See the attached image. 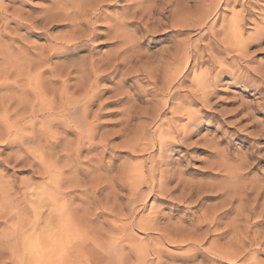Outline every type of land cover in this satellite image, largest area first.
Wrapping results in <instances>:
<instances>
[{
  "label": "rangeland",
  "instance_id": "obj_1",
  "mask_svg": "<svg viewBox=\"0 0 264 264\" xmlns=\"http://www.w3.org/2000/svg\"><path fill=\"white\" fill-rule=\"evenodd\" d=\"M70 1L73 2L75 0ZM162 1L164 6L161 4L163 3ZM176 1L160 0V7L164 9V16L156 15L157 20L161 17L160 27L152 24L148 26L147 22H144V20L147 21V18H140L138 13L136 17L140 18V21L135 18V23L127 28L129 31L126 29V41H132L126 46L133 51L137 50L124 54L123 66H120L118 73H115L116 75L109 74V78L99 84L101 110L98 104L93 108V113L100 115L98 124L100 126L95 140L99 143V147L92 153L88 154L85 151L82 154V159H85V161H87V156H98L101 159V169L97 171L95 176H92V174L80 177L88 182L97 176L101 180L103 179L105 190L101 194L99 192L100 196L98 194V198H102L104 202L106 200L104 195L107 196L109 193L118 195L119 203H122L124 205V207L122 206L123 209L127 211L125 215L129 214L122 221H119L118 224L125 226L133 222L132 226L135 228L131 233L133 240H125V244L122 243L127 247L125 248L126 251H129L134 245H140L143 242V244H149L148 246L152 250L154 248L157 250L161 249V260L167 264H264V0H238L235 5L231 4L229 6H224L222 2L218 7L220 19L214 26L212 23L217 17H211L212 19H209L207 26H203L204 28H171V11L175 8ZM218 1L186 0L185 2L194 18L198 19L197 15L200 16L203 10L207 9L206 7L213 5V3L216 4ZM53 2L54 0H3V4L8 7L10 15H8L9 29L7 30L9 33L8 36L2 37L0 44L12 43L11 38H17L18 40L14 46L18 49H21L19 45L22 46V52L26 50L25 47L35 52L38 49L49 50L58 46V54L54 55L52 66L55 65L54 63L58 65L61 63L67 65L80 64L79 66L87 65L92 57L105 58L118 50L116 39L112 40L110 39L111 37H108L112 36L111 34L114 31L106 34L107 25H110L111 21L119 17L129 19L125 15H130L141 0H110L106 4L104 3L102 5V16L108 17L107 21L109 22H106V17H103L104 21L101 20V23H98L100 25L98 31H104L103 34L108 35L107 38L105 34H102V37L95 41L85 42V46L79 47V51H75L76 47L74 45H70L69 50H66L59 43L63 38H67L72 34L73 27L71 20L68 21L67 16L65 17L61 14L53 15L54 20L51 21L53 18L49 20L48 15L50 17L51 12H54L53 10L50 12V9H55L52 7L56 6L59 0L55 1L57 4L54 2L55 5H53ZM14 13H18L17 15L23 19L28 18L32 22L35 19L39 21L33 23L36 28L28 30L23 27L15 32L16 21L12 19ZM59 18L63 19V21ZM235 20L239 22L240 26L238 29L233 30V22ZM130 21L132 20L130 19ZM212 27L213 29L209 30ZM224 29L225 32H222ZM2 30L3 27L0 24V35H2ZM214 31H220L221 38L224 41L223 44L225 45L215 44L216 46L213 45L215 48H212L214 51L210 50L207 52L205 46L210 43L209 40ZM129 37L130 39H128ZM182 43L184 45L187 44L188 55H186V63L172 66L168 69L169 72L167 70L170 74L177 75L180 73L171 90V95L174 96L172 98V96L170 97L168 93L163 91L167 80L163 69L159 68V63L166 57L168 51L174 53L177 50V46L179 47V44ZM126 46H124L125 49L127 48ZM90 48H94L92 53L89 51ZM226 49L228 50L226 51ZM131 55L134 57L133 60L131 59L132 61L130 60ZM211 55L212 57H209ZM127 58H129L130 62H127ZM146 71L152 72V78L147 76ZM154 81L156 83H153ZM103 85L105 88L102 87ZM117 91L118 93H115ZM203 91L206 92L207 96L205 102L204 100H197L194 105L190 106L187 104V106L185 104L184 107L189 108L186 109L187 112L172 114V103L174 105L183 102L187 103L192 98L193 93L201 96ZM188 112H191L192 115H188ZM189 118H192L193 122ZM161 131L163 139L165 138L164 140L172 144L170 148H165L163 152L157 143V134ZM68 138V140L71 138L70 141L72 139L73 141L76 140L74 135H69ZM8 143L7 140L0 142V207L15 203V206L20 207V211L21 208H25V211L23 212L22 210L21 215H19L25 221L30 219L29 226L31 227L35 220L32 212V207L34 208V206H31L32 200L35 198L31 196L34 194L32 189L35 188L38 192H41V189L39 190L38 188L47 183V179H43L38 174H33L30 172L29 166H25L23 163L17 165L18 163L15 162L16 164H14L13 160L15 158L13 157L18 155V147ZM153 143L155 148L152 150L150 148L147 150L142 149L146 144L151 145ZM139 150L142 151L140 152ZM59 155L64 156L61 153ZM31 158L29 159L30 161L32 160ZM152 163L157 165V180L160 179V171L162 170L166 172L165 176L169 175L168 177L170 178L174 176L173 181L168 184V189H172L177 184L195 186L198 189L200 187L203 192L200 196L202 198L201 202L199 204L196 202L198 206L194 202L199 198L193 199L192 203L187 202L182 205L177 204L170 198L166 199L163 195L149 194L150 184L144 182H148L150 179ZM84 164L83 168L87 169L86 166L88 164ZM226 167H230L237 173L235 174L236 180L229 178ZM134 181H137L136 184ZM141 182L144 184L141 185ZM228 184L230 186L233 185V188L236 184L237 186L234 190L238 192V196H236L237 192H235L234 199L229 206L225 197L229 190ZM10 185L15 186L13 192ZM131 185L136 187L138 189L136 191H139L141 195L137 198L136 204L134 203L135 206L133 204V208L132 205H129L130 189H133ZM27 186L32 187L30 190H26ZM225 186L228 188L225 189ZM82 190H74L73 195H76V206H80L79 204L82 202L86 203L87 199L84 198H87L88 195H85V192H81ZM80 193H83L82 198ZM179 194L180 191H177L172 197ZM112 195L110 196L113 198L114 196ZM111 197L110 199H112ZM142 197L147 198L143 201ZM29 202L31 203L29 204ZM110 203H112V200ZM43 209L45 211V208L39 210L41 212L40 216L44 215V213L45 215L50 213L47 207V213L46 211L42 213ZM134 209L137 211L135 212ZM206 210H209L210 213L213 210L218 211L217 215L220 216V225L218 224L210 229L209 241H205L204 246L202 243V248L196 247L192 249L191 246L182 244H161L158 241V234L154 233V231L153 233L149 231V235L148 232H142L136 227L138 220L145 221L148 218H152L151 216H154V212L157 211L165 216L161 223L170 221V223L174 224L176 221L179 222L182 219H186L184 224L187 228H191L190 219H193L195 215V221L196 219L200 220L201 218L199 217ZM133 211L135 216L132 214ZM240 214L241 216H239ZM45 215L44 219L46 218ZM129 216H132L134 220ZM43 218L41 219L42 221L40 220V226L45 225ZM101 218L99 217L98 219L99 224L96 222L98 226L107 219L106 222L108 224H112L111 222L115 221L113 217L109 216L106 219L104 218L105 220L103 218L101 220ZM10 220L8 223L12 225L5 224L4 220L0 219V239L3 236L10 237L14 235L15 226L13 225L17 221ZM38 223L39 221L36 223V226H38L36 232L31 231L32 235L29 234L34 238L38 237L39 230H42ZM233 225L236 226V233ZM203 230H206V227ZM114 233L116 234L114 237H118V234ZM119 237L121 236L119 235ZM212 241L218 246H222L221 248L223 249L228 248V251H230L229 245L231 247L233 243L232 246L234 248V245L239 243V246L236 245L237 247L234 248L236 251L233 250L239 252H237L239 254L238 257L225 259L214 256L212 248L218 246H215L216 244L213 246ZM18 243L21 246L22 241H16V248L18 249L15 248L13 253L6 251L5 256L3 255L6 264H18V262L27 260V256L22 253L23 249ZM192 251L197 252L195 259L188 258L189 254L194 253ZM12 254H14L13 257ZM131 256L133 257H131L132 263L135 262L137 264L138 258H136V255L131 253ZM152 259L155 260L156 256L147 258V260Z\"/></svg>",
  "mask_w": 264,
  "mask_h": 264
},
{
  "label": "bare ground",
  "instance_id": "obj_2",
  "mask_svg": "<svg viewBox=\"0 0 264 264\" xmlns=\"http://www.w3.org/2000/svg\"><path fill=\"white\" fill-rule=\"evenodd\" d=\"M55 1L56 0H54V2ZM108 1L110 0H75L73 2H71L70 0H59L58 4L55 2V4L57 5L52 7L55 9L49 8L50 12L52 10L54 11L51 12L50 17L48 15L50 13L47 14L49 20H51L54 16H57V14H61L65 17L67 16V18L69 19L68 21L71 20L70 22H72L71 25L73 27H71L73 29L72 34L67 38H63L59 43H61L64 48H66V50H69V47H71L70 45H74L76 47L75 51H79V47H84L85 42L95 41L101 38L104 31H98L100 28V25H98V23L100 24L101 20L104 21L103 17H106L102 16V5L104 3L106 4ZM185 1L186 0H177L175 2V8L171 11L172 16L170 15L171 28L203 27L207 26L209 19H212L211 17H217L212 23V25L214 26L220 19L218 10L220 4L223 2L222 4H224V6H229L231 4L235 5L238 0H219L216 4L212 2L213 5L211 4L210 6L208 4V7H206L207 5L205 6L207 9H205L201 5V7L205 9V11L201 9L203 10V13H201L200 16L197 15L198 19H195L191 14V12L189 11V7L186 5ZM54 2L53 5H55ZM161 4H163L164 6V2ZM163 10L164 9L160 7V0H141V2L137 5V7H135L130 15H125L129 19H124V17L122 16L123 19L119 17L115 20L112 19L113 21L110 20L112 23H107L110 25H107V30H104L106 31V34H109L110 31L114 32L113 34H111L112 36H108L105 33L104 34L106 35V38L108 36L111 37L110 39L112 40L116 39L118 50L115 51L112 55H106L107 57L105 58L92 57L90 62L88 64L86 63L87 65L82 63L85 66H79L80 64L78 63V65H67L62 63L58 65L57 63H54L55 65L52 66V59L56 53L58 54V46L52 47L49 50L38 49V51L35 52L25 47L26 50L22 52V46L19 45V48L21 47V49H18L14 46V44L18 40L17 38H11L12 43L6 42L5 45L0 44V94L3 93L2 95H0V142L7 140L9 142V145L12 144L18 147V155L13 157L9 154L13 158H15V160H13L14 164L18 163L17 165H19L20 163H23L25 166H29L30 172H32L33 174H38L43 179H47V183H45L44 185L41 184L42 187L40 188L37 187L39 190L41 189V192H38L35 188L32 189L34 194H32L31 196L35 198L32 200V203L29 202V204L31 203V206H34V208L32 207V212L34 214L35 220L32 223L31 227L29 226L30 219L29 221H27L28 219L25 221L20 216L22 210L23 212L25 211V208H21L20 211V207L15 206V203L13 205L6 204L5 206L0 207V219L4 220L3 222L5 224H7L10 219V221H17V223L13 225L15 226L14 235L10 237L3 236L0 239V264H6L3 255L5 256L6 251H10L13 253V250L17 247L16 241L18 240L22 241L21 246L19 243L18 244L23 249L22 253L27 256V260H25V262H18V264H135V262L132 263L131 261L133 258L131 256V253H134L136 255V258H138L137 264H167L163 263V261L161 260V249L157 250L154 248V250H152L150 246H148L149 244H143V242L140 245H134V247H131L129 251H126L125 248L127 247L124 246V241L133 240V238L131 237V233L134 231L133 229H135L132 226V216H129L130 218H132V224L130 223L131 225L129 224L121 226L120 224H118L119 221H122V219L126 218L129 215H125L127 211L123 209L124 205L122 203H119L120 199L118 195L113 193L112 195L111 193L107 192L114 197L112 198L109 194L107 196L104 195V199L106 198L104 202L102 198H98L101 192H104L103 190H105V185H103L102 181L103 179L101 180V178L97 176L92 179L90 178L91 180L90 182H88L84 181L85 179L83 180L80 177L83 175L89 176L92 174V176H95L97 175V171L101 169V159L98 158V156H87V161H85V159H82V154L85 151H87L88 154L92 153L99 147V143H97L95 140L100 126L98 125L100 115L93 113V108L97 106V104L99 109L101 110V104L99 103V94L101 93V91L99 90V84L109 78V74L118 73L120 66L123 64L122 61L123 57H125L124 54H128L131 51L134 52L135 50H137L135 49L133 51L126 46L129 45V43L132 41H126L127 36L125 37V31L129 26H132L135 23L134 19L137 18L136 15L138 13L140 14V18H147V21L144 20V22H147L146 24H148V26L149 24H152L160 27V24L162 22L161 17L157 20L156 15L159 14L160 16H164ZM8 12V7L3 4V0H0V24H2V31L5 33L4 34L2 32V35H0V40L2 39V37L4 38L5 36H8L9 33L7 31L9 29ZM17 14L18 13H14L12 15V19L16 21V28H14L15 32L16 30L23 27L27 28L28 30H34V28H36L33 25V23L37 21L36 19L32 22L30 19H23ZM107 18L108 17H106V22H109L107 21ZM130 19L132 21H130ZM139 19L137 18V21ZM53 20L54 18L51 21ZM61 20L63 21V19ZM239 26V22L235 20L233 22V30H235L236 28L238 29ZM150 28L152 27L150 26ZM212 29L213 27L209 28V30ZM127 30L129 31V29ZM220 31H214L212 33L213 35L209 40L210 43H208V46H205V50H207V52L213 50L212 48H215L217 44L225 45L223 44L224 41L221 38ZM222 32H225V29ZM122 38H124L125 40H121ZM128 39H130V37ZM179 45L180 46H177V50H175L174 53L172 51H168V53H166V57L159 63V68L161 70L163 69L167 80V82H165L166 87L165 89L163 88V91L164 93H168L170 97L172 96L171 90L173 88V84L177 76L179 77L180 73H178L177 75L170 74L168 73V69H170L174 65L178 66V64H184L187 61V44L184 45V43H182ZM16 46L18 45L16 44ZM124 46H126L127 48L125 49ZM14 48L18 50H14ZM185 50L186 52H184ZM227 50L228 49H226V51ZM89 51L92 53L94 51V48H90ZM136 56L138 57V55ZM209 57H212V55ZM133 58V55H131L130 60H133ZM127 59V62H130L129 58ZM124 60L126 61V59ZM146 72L148 74L147 76L152 78V72ZM153 83H156V81H154ZM180 86L181 85L179 83V87ZM102 87H104V85ZM115 93H118V91ZM173 97L174 96H172V98ZM191 97L192 98H190V101L187 103L183 102L176 105L172 103V114H180L184 111L187 112L186 109L188 107L185 108V104H189L191 106L196 104L197 100H204L205 102L207 96L206 92L203 91L201 93V96L193 93ZM187 114L192 115L191 112H188ZM190 121L193 122L192 118L190 119ZM27 129L30 131L29 133ZM69 135L76 136V140L73 141L72 139V141H70L71 138L70 140H68ZM157 135V143L159 144V148L162 152L165 151V148H170L172 146L171 142L164 140L165 138L163 139L162 131ZM148 148L152 150L153 148H155V144H146L142 149L147 150ZM60 153L64 154V156H60ZM30 157H32L31 161L29 160ZM84 163L88 164V166H86L87 169L85 167L83 168V166H85ZM156 166V164L152 163L150 167L151 176L149 181L144 182V180H142L144 183L150 184L149 194H160L163 195L166 199L170 198L177 204L182 205L186 204L187 202L192 203L193 199L195 198L199 199L197 201H195V199L194 203L197 202L199 204L201 202L202 198L200 196L203 191L200 189V187L198 189L195 186H181V184H177L175 187H171L172 189H168V184L173 181L174 176L171 178L168 177L169 175L165 176L166 172L162 170L160 171V179L157 180L158 174ZM226 172L231 180H236L235 174L237 173H235V171H233L230 167H226ZM134 182L136 184L137 181ZM144 183L141 182V185ZM131 186L133 189L131 190V187L129 188L131 191L129 205H132L133 208L137 202V198L141 195L139 191H136L138 190L136 187H133V185ZM227 186H225V189L229 187V190L227 191L225 197L227 200V205L229 206L234 199L235 192H237L234 190L237 185L235 184L234 188L233 185H229L228 187ZM11 187V190L13 192L15 186ZM31 187L32 186H27L26 190H30ZM76 189H83L81 192H85V195H88L87 198L83 197L84 199H87L86 203L82 202L81 204H79L80 206H76V195H73L74 190ZM177 191H180V194L172 197L173 194ZM149 194L147 195L149 196ZM236 194V196H238V192ZM80 196L82 198L83 193ZM110 197L112 199H110ZM147 197H142V200L144 201ZM111 200L112 203H110ZM46 207L49 210L47 211L50 212L48 215H45L44 213L46 211ZM41 208H45V211L44 209L42 211V213H44L46 217L45 219L43 218L44 215L40 216L41 212L39 210ZM14 210H16L17 212H13ZM134 211L132 212V214L137 210L135 212ZM229 211H231V209H229ZM217 212L218 211L213 210V212L210 213L209 210H206L205 212H203L201 217H199L201 219H196V221V216L194 215L193 219H190V221L188 219L191 228H187V226L184 224V222H186V219H182L179 222L176 221V223L174 224L170 223V221L167 223L162 222L164 223V225L161 226V220L163 221L165 216L162 213L156 211L154 212V214L151 212L154 215H150L152 218H148L145 221H136V227L142 232H148V234L149 231H152V233L154 231V233L158 234V241L161 244H182L185 246H191L193 249L196 247H201L202 243L204 246V242L209 241V234L211 233L210 229L220 223V216L217 215ZM107 216L113 217L115 221L112 220L114 222H111L112 224H108L106 222L108 220L107 219L102 224L100 223L101 225L98 226L99 217L106 219ZM239 216H241V214ZM40 217L44 219L45 225L41 224L44 227L40 226V220L42 219H40ZM38 221V224L40 227H42V230H39V236L34 238L31 236V231L36 232L38 227L36 226V223ZM204 227H206V230L202 231ZM235 228L236 226H234V232L236 230ZM114 232L118 234V237H114V235H116ZM111 234L113 237L111 236ZM119 235L121 237H119ZM215 244L216 243L213 242L212 245L214 246ZM238 244L236 243L234 245V248H236V245ZM232 245L231 247L233 248ZM215 246L218 245L216 244ZM218 247L212 248V254L218 258H235L239 255V252H235L236 250L234 248L232 249L230 245V251L227 250V247V249L224 248L225 250L221 248L222 246L220 247L221 249ZM192 252L194 253L189 254L187 252L189 254V259L197 257V252ZM13 255L14 254H12V257ZM149 256H156L157 260H147Z\"/></svg>",
  "mask_w": 264,
  "mask_h": 264
}]
</instances>
